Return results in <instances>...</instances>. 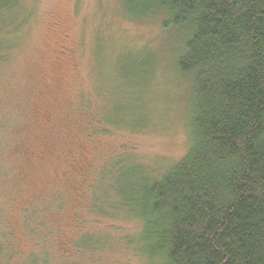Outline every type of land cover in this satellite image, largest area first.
<instances>
[{
	"label": "rangeland",
	"instance_id": "obj_1",
	"mask_svg": "<svg viewBox=\"0 0 264 264\" xmlns=\"http://www.w3.org/2000/svg\"><path fill=\"white\" fill-rule=\"evenodd\" d=\"M17 4L0 14L14 22L0 60V264H147L117 192L190 147L182 32L125 0Z\"/></svg>",
	"mask_w": 264,
	"mask_h": 264
},
{
	"label": "trees",
	"instance_id": "obj_2",
	"mask_svg": "<svg viewBox=\"0 0 264 264\" xmlns=\"http://www.w3.org/2000/svg\"><path fill=\"white\" fill-rule=\"evenodd\" d=\"M17 5L0 0V14ZM125 6L182 32L175 68L193 81L186 155L118 189L127 215L141 222L128 244L147 264H264V0ZM4 20L0 60L13 46L14 22Z\"/></svg>",
	"mask_w": 264,
	"mask_h": 264
},
{
	"label": "flooded vegetation",
	"instance_id": "obj_3",
	"mask_svg": "<svg viewBox=\"0 0 264 264\" xmlns=\"http://www.w3.org/2000/svg\"><path fill=\"white\" fill-rule=\"evenodd\" d=\"M61 53H62V54H65L66 52H65V50H62Z\"/></svg>",
	"mask_w": 264,
	"mask_h": 264
}]
</instances>
